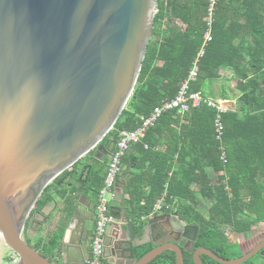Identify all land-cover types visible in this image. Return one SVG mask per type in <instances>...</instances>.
Here are the masks:
<instances>
[{
    "label": "water",
    "instance_id": "obj_1",
    "mask_svg": "<svg viewBox=\"0 0 264 264\" xmlns=\"http://www.w3.org/2000/svg\"><path fill=\"white\" fill-rule=\"evenodd\" d=\"M157 12V0H0V237L19 255L16 264H88L85 215L78 213L89 207L84 197L49 257L22 235L51 182L96 147L102 156L113 153L115 142L100 143L134 93ZM193 228L178 210L149 219L143 232L154 248L133 264H150L165 251L184 264ZM263 248L264 241L234 260L202 249L194 260L202 264L206 254L245 264ZM112 251L126 259L118 236L107 235L108 264Z\"/></svg>",
    "mask_w": 264,
    "mask_h": 264
},
{
    "label": "trees",
    "instance_id": "obj_2",
    "mask_svg": "<svg viewBox=\"0 0 264 264\" xmlns=\"http://www.w3.org/2000/svg\"><path fill=\"white\" fill-rule=\"evenodd\" d=\"M207 3L157 0L153 36L134 93L101 144L116 143L120 132L135 130L140 117L175 97L203 45ZM212 36L191 89L202 92L206 82L219 78L217 69L232 73L236 105L223 114V142L215 140V109L203 106L183 116L176 111L163 114L143 143L133 145L123 160L127 197L121 203L114 202L110 214L119 219L125 208L142 236L146 224L142 218L163 199L164 212L177 206L180 217L199 228L200 244L222 252L226 258H236L264 238L263 234L242 247L231 243L223 232V227H229L238 236L264 223V0H221ZM222 145L227 164L220 160ZM159 147L163 149L157 151ZM131 151L138 152L144 163L132 167L135 172L129 171ZM80 166L81 160L45 188L25 226L28 244L33 216L53 202L54 197L49 196L52 189H60L76 177L78 186L70 194L61 191L59 195L68 214L81 196L90 197L96 205L107 165L104 173L96 163L90 168L84 166L86 169ZM205 203L210 205L203 211L201 205ZM62 234L59 228L55 236L41 241L48 253L43 254L45 257L59 245ZM42 247L34 248L40 252ZM153 248L149 242L130 247L129 252L136 261ZM150 264H175V256L167 252Z\"/></svg>",
    "mask_w": 264,
    "mask_h": 264
},
{
    "label": "built area",
    "instance_id": "obj_3",
    "mask_svg": "<svg viewBox=\"0 0 264 264\" xmlns=\"http://www.w3.org/2000/svg\"><path fill=\"white\" fill-rule=\"evenodd\" d=\"M207 1V12L205 16L206 31L203 36L204 42L191 66L187 79L182 82L174 98L162 101L161 104L154 107V109L147 116L140 117L141 123L135 130L122 131L119 133L115 149L110 155L107 163L103 186L99 191L95 205L96 220L94 234L91 241V257L88 264H108L104 259L105 239L108 235L110 227L117 222V219L110 214V207L118 199V184L119 177L123 169V160L126 158L133 145L143 143L148 130L156 125L163 114L170 111H176L178 116H183L191 111L200 109L203 106L215 109V140L220 143L223 142L225 131L223 114L234 109L232 107L234 102L231 99L215 100L205 96L202 92L192 91L191 89V83L198 77L199 63L201 58L204 56L205 47L213 39L212 27L215 22L217 6L221 0ZM144 147L145 149L148 148L146 144H144ZM220 150V160L224 164H227L225 147L222 145ZM163 204V199L159 200L154 205L152 213L148 217H143L142 219L147 220L154 218L157 213L162 211ZM18 258L19 255L11 251V255L6 264H16ZM1 262L2 260L0 256V264Z\"/></svg>",
    "mask_w": 264,
    "mask_h": 264
},
{
    "label": "crops",
    "instance_id": "obj_4",
    "mask_svg": "<svg viewBox=\"0 0 264 264\" xmlns=\"http://www.w3.org/2000/svg\"><path fill=\"white\" fill-rule=\"evenodd\" d=\"M216 73H218L219 78L206 82V84L203 88L202 94H204L205 96L211 95V92H209L208 88H210V86L214 85V84L215 85L220 84L226 88V86L229 83L230 84L229 86L234 88V82L235 81H233V80L235 78L233 77V75L230 71H224V70L217 69ZM224 98L229 99L228 97H224ZM224 98H222V99H224ZM232 101L234 102V105H236V98ZM162 149H163L162 147H159L157 149V151H160ZM131 153L133 154V158H131V160H130L131 166H129L130 168L129 167L128 168H129L130 172H135V170L132 167H135L137 165L143 166L144 163L141 161V156L138 152H134V151L132 152L131 151ZM132 154H130V155H132ZM147 166H148V164H147ZM126 179H127V177H126V162H125V164L123 165L121 175L119 177L120 186H118L119 187L118 188V199L116 201L117 203H121L122 201L126 200V197H127L126 196ZM58 191H59V188H56V189L54 188L49 192V196L54 197V200H53V202L44 206L40 212H37L34 214V216H33L34 222L32 224L33 227L37 226L39 228H43L47 224V228H46V233H47L48 231H58V229L60 227L62 229H65L71 223V221L73 219V217H72L73 211H74L75 207L77 206V204L81 198L78 199V201L74 202L75 206H74L73 210L71 211V214H68V212L66 211L65 205L63 204V201L59 199L60 196H58ZM82 197H84V196H82ZM84 198H86V197H84ZM96 202H97V200H96ZM85 203L88 204L89 207H85L84 205H82L80 207V209L78 210V213L80 214V216H82V218H83L82 212L85 215V218L83 221V230L86 233V239H90V243H91L92 237L94 234L96 214H95V210L93 211L92 199L90 197L86 198V200L82 199V204H85ZM164 206L165 205L163 204V207ZM174 210H178L177 206L172 207L170 213ZM93 212H94L95 218L93 216ZM160 212L162 213L164 211L162 210ZM160 212L157 213L156 216L160 215L161 214ZM116 219H117V222L112 227H110L109 232H108V236H118V241L121 240V244L123 246V251L125 253L126 259L123 261L121 259H119L118 258V257H120L119 253L117 254V256L115 258L116 253H114V251H112L109 254L110 255L109 261L113 264L115 262H116V264H133L135 262V260L131 256V253L129 252L130 247H134V246L137 247L139 245L149 243L150 241H149L148 237L145 236L144 232H143L142 236H139L137 230L134 227L135 225H133L134 223H132L130 221V218L126 215V209L125 208L122 211L121 217L119 219L118 218H116ZM148 220L149 219H147L145 221L147 222ZM255 226L256 225H254L252 228H254ZM227 228L230 229L229 227H227ZM251 231H252V229L249 232L242 233L241 235H245L247 233H250ZM72 234H76L75 230L72 232ZM241 235L238 237H241ZM72 238H73V236H71V239ZM229 240H231V239H229ZM112 242H113V244H115L117 242V240L112 239ZM52 258H53V260H55V256Z\"/></svg>",
    "mask_w": 264,
    "mask_h": 264
},
{
    "label": "rangeland",
    "instance_id": "obj_5",
    "mask_svg": "<svg viewBox=\"0 0 264 264\" xmlns=\"http://www.w3.org/2000/svg\"><path fill=\"white\" fill-rule=\"evenodd\" d=\"M229 85L230 84L228 83L226 88L220 84L211 85L210 88H208L209 92H211V95L210 96L206 95V96L213 98L215 100H220L224 96H226L229 99L234 100L236 97V95H235L236 93H235L234 88L230 87ZM232 106H233V108H235L234 104ZM84 157L87 158L88 155H85ZM103 173H104V170H103ZM69 182L70 183H67L65 186H62L59 189L58 196L60 195L61 191H65L68 194H70L72 188L78 186L77 181H76V177L70 179ZM63 204H65V202H63ZM209 205H210L209 203H205L204 205H201V208H203V211H205L206 210L205 208H208ZM92 208L94 211L95 210V200H93V199H92ZM93 216L95 218L94 212H93ZM46 228H47V224L43 228H39L37 226L33 227L31 224L30 229L28 231V236H29L28 238H29L30 245L32 247H37V248L42 247V245H43V243H41L42 240L47 241L48 239H50L56 235L57 231H48L46 233ZM230 232H231L230 229L225 227V233L227 235H229V238L233 241L232 243L239 246L240 242H238L237 239H239L241 241H253V240H256L258 237L262 236L264 234V223L257 224L254 228H252V231L250 233H247L245 235H241V237H239V238L237 237V239H236V235H232V234H230ZM22 237L23 238L25 237L24 233H23ZM239 248L240 247H238V250H239ZM40 252L48 256L47 251L45 252L43 247L40 249ZM10 255H11V251L3 244L2 239H0V256H1V260H2L1 264H6ZM252 263L253 264H260V263H257L256 260L252 261Z\"/></svg>",
    "mask_w": 264,
    "mask_h": 264
},
{
    "label": "flooded vegetation",
    "instance_id": "obj_6",
    "mask_svg": "<svg viewBox=\"0 0 264 264\" xmlns=\"http://www.w3.org/2000/svg\"><path fill=\"white\" fill-rule=\"evenodd\" d=\"M101 145H103V144H101ZM90 153H92V155H90ZM90 153L87 154L88 155L87 158L83 157V158L80 159L81 160V166H80V168H83L84 166L90 168L91 166H93L96 163V165L98 166V168H100V171L103 172L104 168L106 167V165H107V163L109 161L110 156H108V157L107 156L106 157L105 156H102L100 153L97 152V147L95 149H93ZM91 156H92V158H91ZM95 157H102L101 158L102 160L99 161V160L95 159ZM86 167H84V168L86 169ZM162 214H164V215L166 214L167 215V214H170V212L169 213L168 212H162L160 215H162ZM187 225H189V224H187ZM191 226H193L195 228H198L195 225H191ZM230 231H231V229H230ZM223 232H224V235L229 238V235H227L225 233V227H223ZM230 234L234 235L231 232H230ZM199 236H200L199 228L198 229H194L193 228V230L189 233V242L187 244V247L183 250V253H184V264H196L195 263V260H194V255H195V253L197 251L202 250V249L209 250V251L213 252L214 254H216L218 257L223 258L225 260H234V259H237V258L242 257V256H240V257H236V258H226V257H224L223 254L221 255L222 252L220 253L218 251H214L213 249L208 248L204 243L203 244H200V238H199ZM238 236H240V235H238ZM238 236H236V239H237ZM176 237L177 236L175 234L172 235V238L174 240H176ZM160 240H162V239H157V241H160ZM237 240H238V242H240V246H242V247L243 246H247L250 242H252V241H241L239 239H237ZM229 241L231 243L233 242L232 240H229ZM263 241H264V238L262 240H260L259 242L255 243L251 247V249L247 251V253L251 252L254 248H256L258 245H260ZM86 242L89 244V251H90V254H91V243H90V239H86ZM176 243L178 244V246H180V248H183L184 245H185L184 244L185 242L184 243L181 242V238L180 239L177 238ZM167 252L172 253L175 256V264H176V255H175V253L172 252V251H165L164 253H167ZM247 253H245V254H247ZM200 259L202 261V264H221V263L216 262L214 259H212L211 257H209L206 254H200ZM52 260H53V258H52ZM254 260H256L257 263L264 264V248L262 250H260L259 253L256 256H254L252 259H250L245 264H253L252 261H254ZM105 261L108 263V261L106 259H105Z\"/></svg>",
    "mask_w": 264,
    "mask_h": 264
},
{
    "label": "bare ground",
    "instance_id": "obj_7",
    "mask_svg": "<svg viewBox=\"0 0 264 264\" xmlns=\"http://www.w3.org/2000/svg\"><path fill=\"white\" fill-rule=\"evenodd\" d=\"M0 239H2V238L0 237Z\"/></svg>",
    "mask_w": 264,
    "mask_h": 264
}]
</instances>
